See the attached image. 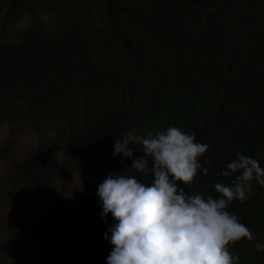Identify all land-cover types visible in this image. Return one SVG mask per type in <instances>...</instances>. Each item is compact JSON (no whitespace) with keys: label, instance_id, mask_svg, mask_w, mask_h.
Instances as JSON below:
<instances>
[{"label":"trees","instance_id":"16d2710c","mask_svg":"<svg viewBox=\"0 0 264 264\" xmlns=\"http://www.w3.org/2000/svg\"><path fill=\"white\" fill-rule=\"evenodd\" d=\"M11 125L43 141L0 177V213L75 174L115 176L129 161L115 139L171 126L210 146L207 175L181 187L215 198L237 153L264 168V0H0V130ZM102 211L94 195L44 223L0 217V264H108L117 221ZM228 211L254 237L230 253L264 264V187Z\"/></svg>","mask_w":264,"mask_h":264},{"label":"clouds","instance_id":"9594fccd","mask_svg":"<svg viewBox=\"0 0 264 264\" xmlns=\"http://www.w3.org/2000/svg\"><path fill=\"white\" fill-rule=\"evenodd\" d=\"M130 142L142 145L141 158H134ZM209 147L176 126L147 136L129 131L115 139L113 155L132 163L124 174H109L96 191L102 218L111 213L117 221L109 227L108 264H239L229 245L254 237L228 206L246 202L253 182L264 187V168L258 159L237 153L220 173L231 183L214 185L217 197L190 195L181 183L190 187L201 170L207 175L200 158ZM133 171L154 178L144 183ZM255 248L264 251V244Z\"/></svg>","mask_w":264,"mask_h":264},{"label":"rangeland","instance_id":"374dc122","mask_svg":"<svg viewBox=\"0 0 264 264\" xmlns=\"http://www.w3.org/2000/svg\"><path fill=\"white\" fill-rule=\"evenodd\" d=\"M42 141L43 139L35 135L23 133L16 125L3 127L0 130V145L9 142L14 148L6 159L0 160V177L9 171L12 163L26 159ZM142 151L143 148H140L134 154V158H141ZM131 163L129 159L118 174H124ZM105 179L102 177L92 180L75 174L68 185H58L46 194L13 203L0 213V217L13 228L48 222L60 212L70 209L87 197L96 195L98 186Z\"/></svg>","mask_w":264,"mask_h":264}]
</instances>
